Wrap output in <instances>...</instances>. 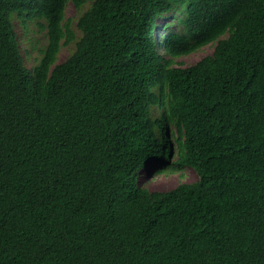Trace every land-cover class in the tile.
Returning a JSON list of instances; mask_svg holds the SVG:
<instances>
[{
	"label": "trees",
	"instance_id": "1",
	"mask_svg": "<svg viewBox=\"0 0 264 264\" xmlns=\"http://www.w3.org/2000/svg\"><path fill=\"white\" fill-rule=\"evenodd\" d=\"M0 264H264V0H0Z\"/></svg>",
	"mask_w": 264,
	"mask_h": 264
},
{
	"label": "rangeland",
	"instance_id": "2",
	"mask_svg": "<svg viewBox=\"0 0 264 264\" xmlns=\"http://www.w3.org/2000/svg\"><path fill=\"white\" fill-rule=\"evenodd\" d=\"M84 10H78L69 1L65 4V15L67 18L71 19V26L75 31L76 36L79 35V31L76 29V20L81 12ZM175 18L171 16H166L165 18H159L158 26L156 28L157 40H160L161 35L166 32V28L162 23L169 24L168 28H174ZM37 20H26L25 23L21 21L20 18H14V26L17 31L19 38V44L21 47L22 54L24 56V61L28 66H33L35 64L36 58L39 56L38 49L46 44L47 38L44 34V30H41L37 25ZM74 41L68 44H63L58 52L57 61L64 60L74 49ZM35 45L33 48L32 46ZM214 43H209L194 52L189 54L176 57L174 60V65H190L194 63L200 57L212 52ZM155 115H159L158 110H154ZM169 137L171 139V156L169 160H157L155 162H150L144 168H142L139 175V184L142 187H146L149 190H167L173 188L181 181H194L197 179L196 171L190 166H177L172 164L176 159V141L171 136V131L169 130ZM174 165V169L172 170Z\"/></svg>",
	"mask_w": 264,
	"mask_h": 264
}]
</instances>
